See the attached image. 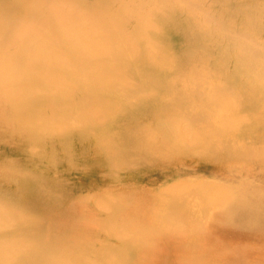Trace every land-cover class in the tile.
Listing matches in <instances>:
<instances>
[{
	"label": "bare ground",
	"instance_id": "obj_1",
	"mask_svg": "<svg viewBox=\"0 0 264 264\" xmlns=\"http://www.w3.org/2000/svg\"><path fill=\"white\" fill-rule=\"evenodd\" d=\"M183 159L264 175V0H0V264H264V189L139 183Z\"/></svg>",
	"mask_w": 264,
	"mask_h": 264
},
{
	"label": "rangeland",
	"instance_id": "obj_2",
	"mask_svg": "<svg viewBox=\"0 0 264 264\" xmlns=\"http://www.w3.org/2000/svg\"><path fill=\"white\" fill-rule=\"evenodd\" d=\"M181 164H183V165L181 166ZM169 169H171L169 174H164V171L169 170ZM140 170H139V172H140ZM147 172H148V170H146L144 172H142V170H141V174L143 173L142 179L139 182V183H141V182L143 183V184L141 183V186L145 187L149 190H152L151 192H153V191L158 192V191H160V189H163L164 187L168 186L170 189V192L173 191V192L178 193L176 198L174 199V201H172V204L175 205L176 208H182V210L185 212H186V210H188L191 213V215L194 216L192 218L193 224H192L191 228L192 229L194 228L195 231L201 229V227H202V220L200 219V213H199L200 210L202 209V207L199 204V202L197 201L198 198H196L194 196V193L206 191V189H204L206 186H204L202 184L203 182L201 180L212 181V182H214L213 185H215V183H216V185L213 186L214 188L212 190L215 194H218L219 196L224 195L223 197H225L226 193H227V195L229 194L231 196L232 195L231 190H235V191L236 190H243L244 193H249V189H251V188L256 189L258 187L257 189H264V185H263L264 183L260 184V182L258 181V178L262 177L264 175H259V177L257 176V177H255V179L253 177H250V176L247 177L246 175H244V177L243 176H236L231 171H225L224 168L220 169L218 165L204 163V162L197 160V159H183V160H178V161L175 160V161L165 162V163L162 162V163H160V165H158L156 167L155 170H152L151 172L149 171L148 173ZM259 173H261V172L259 171ZM167 175H172L173 178H177V176H179L178 180H180V181L177 183L175 181H178V180L174 179L173 183H171V182L167 183V181H166ZM247 179H250V180L248 181ZM197 180H200L201 182L197 181ZM260 180L264 182V179L260 178ZM185 181H186V183H185ZM198 182H200L199 186L197 184ZM249 182H250V184H249ZM217 183L219 184L218 187H220V185L222 184L223 187L226 186V189H230V193L225 192L226 191L225 188H224L225 190L221 189V188H223L222 186H221V188H218ZM169 185H171V186H169ZM191 185L192 186L194 185V186L192 187ZM177 186H179V187H177ZM182 186L185 189L187 188V190L184 191ZM189 187H191V188H189ZM198 187H199V189H198ZM215 187H217L218 189ZM174 188H176V189H174ZM211 188L212 187H210V189ZM177 189H178V191L180 189V192H181V190L184 192L179 194V192H177ZM215 189L219 190L220 192L219 191L217 192ZM220 189L223 191H221ZM223 192L225 194H222ZM164 193H166V192H164ZM227 195H226V197L229 196V195L228 196ZM179 196H180V198H179ZM198 209H199V211H198ZM198 225H199V227H198ZM232 229L234 231L233 233H235L234 236L238 233L239 234L243 233L247 237V239H249L248 236H251L253 239L258 236V233H257L258 231H254V230H250V229H248L246 231H240L239 229L236 230L234 227ZM221 231L223 233L222 236L226 240V242L228 244H233L230 242V240L232 239V234H233L232 233L231 235H229L230 228L226 229L224 227V228H221ZM231 241H233V240H231ZM243 241L247 242L245 239ZM250 246H251V244H250Z\"/></svg>",
	"mask_w": 264,
	"mask_h": 264
}]
</instances>
